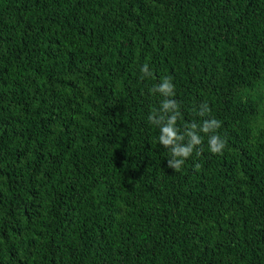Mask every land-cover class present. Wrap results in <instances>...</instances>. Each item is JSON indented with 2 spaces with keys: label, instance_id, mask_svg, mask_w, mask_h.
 I'll return each mask as SVG.
<instances>
[{
  "label": "trees",
  "instance_id": "16d2710c",
  "mask_svg": "<svg viewBox=\"0 0 264 264\" xmlns=\"http://www.w3.org/2000/svg\"><path fill=\"white\" fill-rule=\"evenodd\" d=\"M0 264H264V0H0Z\"/></svg>",
  "mask_w": 264,
  "mask_h": 264
},
{
  "label": "clouds",
  "instance_id": "9594fccd",
  "mask_svg": "<svg viewBox=\"0 0 264 264\" xmlns=\"http://www.w3.org/2000/svg\"><path fill=\"white\" fill-rule=\"evenodd\" d=\"M147 65H144L142 68V71L147 72ZM158 89L162 92H164L165 94H172V90H173V85L170 83L168 78L164 79V82L162 84H160L158 86ZM165 106L167 107V104H165ZM213 126H218L216 121H212L211 124H207L204 127V131L207 132L211 127ZM165 132L168 133V138L165 139L163 137H161L160 139L163 140V143L165 145L171 144L172 143V136L174 135V133L171 132L170 129H165ZM201 141L199 138L193 137L192 140V144H190L188 147H177V148H173L172 152L175 156H180L182 158H187L188 156H190V154L192 153V149H193V145L199 144ZM210 147L211 150L213 152H219L221 150V148L223 147V143L219 141V138L216 136H213L210 140ZM184 160L183 159H179L177 161H175L173 163V161H169L168 165L171 166L172 168L179 170L181 165L183 164Z\"/></svg>",
  "mask_w": 264,
  "mask_h": 264
}]
</instances>
